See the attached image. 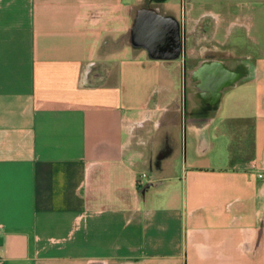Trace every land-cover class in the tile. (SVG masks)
I'll return each instance as SVG.
<instances>
[{"label": "crops", "instance_id": "obj_1", "mask_svg": "<svg viewBox=\"0 0 264 264\" xmlns=\"http://www.w3.org/2000/svg\"><path fill=\"white\" fill-rule=\"evenodd\" d=\"M155 12L231 80L128 55ZM261 173L264 0H0V264H264Z\"/></svg>", "mask_w": 264, "mask_h": 264}, {"label": "rangeland", "instance_id": "obj_2", "mask_svg": "<svg viewBox=\"0 0 264 264\" xmlns=\"http://www.w3.org/2000/svg\"><path fill=\"white\" fill-rule=\"evenodd\" d=\"M180 7H184V4L181 3ZM145 17L144 26L139 31L133 26L128 30V39L125 34L123 39L119 36V44H127L130 48L128 55L132 54L134 37H139V41L145 43V47L150 50V55L169 61L168 65L173 67L172 70L186 79L194 77L192 69L206 59H217V62L222 59L231 60V54L215 51V47H211L218 42L213 37L215 22L201 21L200 18L184 20L182 17L175 21H170L167 17L158 20L156 12L155 15L146 14Z\"/></svg>", "mask_w": 264, "mask_h": 264}, {"label": "water", "instance_id": "obj_3", "mask_svg": "<svg viewBox=\"0 0 264 264\" xmlns=\"http://www.w3.org/2000/svg\"><path fill=\"white\" fill-rule=\"evenodd\" d=\"M203 68L199 69L201 74L195 72V75L200 78L203 86L209 91L213 92L218 90L224 82L231 80L232 72L227 68L222 66H202Z\"/></svg>", "mask_w": 264, "mask_h": 264}, {"label": "bare ground", "instance_id": "obj_4", "mask_svg": "<svg viewBox=\"0 0 264 264\" xmlns=\"http://www.w3.org/2000/svg\"><path fill=\"white\" fill-rule=\"evenodd\" d=\"M222 66V62H217V59H213V60H210V59H206L205 62H200L198 65H196L197 67L193 69V74L195 75V72L198 71L199 74H201V71L199 69L203 68L202 66ZM196 76V75H195Z\"/></svg>", "mask_w": 264, "mask_h": 264}, {"label": "built area", "instance_id": "obj_5", "mask_svg": "<svg viewBox=\"0 0 264 264\" xmlns=\"http://www.w3.org/2000/svg\"><path fill=\"white\" fill-rule=\"evenodd\" d=\"M258 176L264 178V173H261Z\"/></svg>", "mask_w": 264, "mask_h": 264}]
</instances>
